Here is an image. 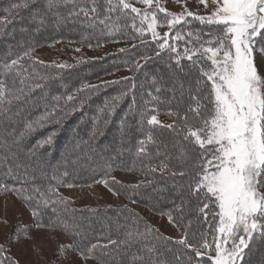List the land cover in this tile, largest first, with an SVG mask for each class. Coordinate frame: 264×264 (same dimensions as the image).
Returning a JSON list of instances; mask_svg holds the SVG:
<instances>
[{"label":"trees","instance_id":"trees-1","mask_svg":"<svg viewBox=\"0 0 264 264\" xmlns=\"http://www.w3.org/2000/svg\"><path fill=\"white\" fill-rule=\"evenodd\" d=\"M27 0H0V20L8 19L10 23L4 25L6 34L0 37V80H6L9 87L12 86V76H5L2 65L17 56H21L28 47L36 49L39 46L51 43L75 44L83 47L97 48L113 41H126L131 43L129 47L123 48L124 51H115L103 54L94 59H84L74 67L65 69H56L55 67H46L51 65L25 57L21 63L27 70L26 75L32 74L35 68L41 74H54L59 72L60 75L50 81H41L35 77L29 80V83L44 84L45 87L35 89L27 103H17L10 106V112L7 116L0 115V143L5 140L11 141L19 136L25 130V124L28 121L35 120L46 111H51L55 101L54 96L67 97L75 92L76 89L84 85H101L98 91L91 95L88 103L79 111L70 116L65 122L51 146L39 149L37 156L31 161L28 160L27 153L32 149L37 141L46 137L49 132L58 127L55 124L45 125L36 131L26 134L21 142L20 149L12 148L19 156V162L31 164L27 174L35 177L34 180L24 182L14 180L11 176L4 175L7 172L8 165L14 166L17 161L9 157L8 165L0 166V182L9 186L23 187L27 189L24 193L31 196L29 202L22 198L16 197L24 203L32 213L35 208L39 213V218L34 217V222L42 223L47 228L60 231L69 240L70 244H79L81 248H87L91 244H105L109 239H124V233L127 227L139 228L144 231L146 226H150L136 212L125 206H98V207H76L67 199V204H49L44 206L43 200L48 199L55 201L58 198H64L58 192V189L66 186H83L96 181L110 179L111 174L116 171L134 172L140 176V182L136 185L139 187L121 186L120 184L111 185L116 191L124 196L129 197L135 202L143 203L150 207L152 211L165 214L171 213L173 222L180 228L185 236V225H188V241L194 243L200 240V234L205 233L207 239L211 241L217 227L218 217L213 213L218 211L214 206H210L207 218L204 214L198 212V207L203 205L198 202L199 198L190 195L188 183L190 176L171 177L169 173L161 175L159 165L161 162L169 164L171 170L179 171L182 165L176 159L178 150L173 147V133L167 128L153 126L147 123L151 115L160 116L162 124H171L174 121L177 125L182 122L176 116H170L168 113L185 114L189 105L194 102L191 100L188 88L191 84L193 92L195 91V80L199 77V69L191 67V62L186 58L181 60L184 72H181L175 63L177 54L169 49L161 50L159 43L164 39L158 38L153 40L148 32L141 35L133 28L132 17L135 16L128 10V16H122L119 12L108 13L105 11L106 0H96L98 13H89L87 17L82 12L77 16L67 19L66 22L56 23V18L50 13L43 25H38L30 20L34 10L37 8L43 10L45 0H36L35 4H29L27 8H20L17 16L13 18L5 9L12 4H24ZM117 0H113L116 3ZM133 6L140 7L137 0H129ZM93 6L92 0H66L62 2L61 7L55 9L61 16L67 17L69 12H78L80 8L90 9ZM143 9V8H141ZM159 17L165 16L158 13ZM119 16V19L117 17ZM104 23H101V21ZM187 24L181 22L174 32H179L185 41L189 40L187 32L217 33L220 28L213 25H202L199 21L188 19ZM136 27L139 28L140 18L136 17ZM191 24V26H190ZM145 27V25H144ZM22 29H24L22 31ZM203 40L211 39L208 35H203ZM9 40H12L9 42ZM258 42H264L258 38ZM9 43V44H8ZM181 44V43H180ZM183 42L181 45L192 48L193 45H187ZM7 45V47H4ZM195 45V47H197ZM208 46V45H205ZM179 49V48H178ZM34 50L31 55L33 56ZM180 52L182 50L179 49ZM11 52V55H7ZM160 53V55H157ZM181 56L183 54L179 53ZM149 59L145 60L144 58ZM201 64L205 67L210 63L206 57L200 58ZM141 67L138 69L136 65ZM124 71L122 77L109 81H119L104 86L105 81H100L103 77L115 72ZM173 73L175 79H173ZM127 78V79H124ZM184 87L181 89L180 84ZM19 78H17L16 87H19ZM159 89V91H157ZM122 98L117 102L115 114L111 117L108 125H103V119H107L106 113H101L105 100H111L113 97ZM87 93H85L86 95ZM156 97V99H153ZM135 105L128 116V125L126 134L121 137L118 125L120 119L126 112H129V106ZM148 102L147 104L145 102ZM206 103V102H205ZM48 108H45V105ZM101 118L100 127L103 135L97 134L92 136L93 120L92 117ZM84 118L81 123V118ZM142 121V123H141ZM79 125L76 139H70L72 136L71 129ZM149 133L152 134L156 143L147 142L144 147L146 154H137L141 140L147 141ZM79 144L72 149V145ZM168 148H164V144ZM66 146L67 149H66ZM159 149V154H157ZM199 153L197 148L191 153L192 159L188 162L190 174H194L191 164L195 163V158ZM109 154V156H105ZM58 160L59 163H54ZM110 166V171H109ZM150 167H155L157 171H149ZM23 176L24 169L19 170ZM63 173H67L66 176ZM53 176L59 178L53 179ZM111 181V180H109ZM149 181L153 183L149 184ZM111 182H109L110 184ZM174 184L177 187H174ZM183 185L180 189L178 186ZM39 188L40 191H34ZM49 188L53 189L49 192ZM183 201H187L183 204ZM178 206H181L178 208ZM53 208L56 211H53ZM95 209V211H91ZM182 217V219H181ZM60 220H64L70 226L66 231L60 225ZM85 226V227H84ZM154 231L149 237V244L156 243L158 250L162 253L159 259H164L167 264H186V256L193 255L184 245L176 243L177 240H157L156 236L167 237L150 226ZM82 235H75V233ZM195 234V236H194ZM214 247V246H213ZM77 253H79L75 248ZM141 244H136L122 257L127 264L128 258L133 253L143 254L147 259V253H140ZM171 249V251H169ZM242 264H264V241H255L250 249L246 250ZM214 254V252H213ZM179 257V259H177ZM0 260L3 264H13L11 258L3 251H0ZM139 264V262H138ZM204 264H208L207 260Z\"/></svg>","mask_w":264,"mask_h":264},{"label":"snow or ice","instance_id":"snow-or-ice-1","mask_svg":"<svg viewBox=\"0 0 264 264\" xmlns=\"http://www.w3.org/2000/svg\"><path fill=\"white\" fill-rule=\"evenodd\" d=\"M62 2H66V0H45L43 10L39 8L34 10L30 20L38 25H43L51 13L56 18V23L59 24L79 15L80 12L85 17L90 12L98 13L96 0H92L93 6L90 9L80 8L78 12H69L67 17H64L55 11L61 7ZM137 2L144 5V8L133 6L129 0H117L116 3H113V0H106L105 11L108 13L119 12L122 16H128V10H130L135 14L132 17V26L136 28L137 32L141 35L151 32L153 40L164 39L163 43L158 44L161 50L167 48L171 52H176V48L168 42L169 32L163 33V37H161L160 33L156 31L159 22L158 13L165 14L166 18L170 17V19H166L169 29L181 22L187 24L189 22L187 17L199 21L202 25H213L221 29L217 33L188 32V43L193 47H185L183 56L177 53L175 57V63L181 72H184L181 64L183 58L191 62V67L199 69V77L195 80V91L193 92L191 84L188 88L194 103L189 105L182 116L171 111L168 113L170 116H176L182 123L177 125L174 121L171 124H162L157 115L148 117L147 123L172 131L173 147L178 150L176 159L183 166L181 170L176 171L171 170L169 164L161 162L159 165L161 175L169 173L173 178L189 175L190 180L187 185L189 194L199 198L198 202L203 206L198 207L197 210L204 214L205 218L208 215L206 210L210 206L218 209L213 213L214 217H218V225L215 228L216 234L212 236L211 241L207 239L205 233H201L200 240L189 243L187 230L191 221L185 225V236L176 243L184 245L186 249L194 253V256H186V264H204L205 260L208 264H242L247 255L246 250L252 247L253 242L264 241V191L261 190L264 189V74L260 71L264 59L260 64L257 62V55L264 58V42H258V38L264 41V0H197L198 4L204 5L205 8L211 6L210 13L206 15L194 13L188 9L186 4L182 5L181 12L176 13L161 6V0H137ZM176 2L181 3V0H176ZM35 3L36 0H27L24 4H12L4 11L15 18L20 8H27L29 4ZM136 17L140 18L141 26L139 28L135 24ZM8 23H10L8 19L0 20V37L6 34L4 25ZM101 23L104 21L102 20ZM145 24L147 28L144 27ZM203 35H208L211 39L205 41L202 39ZM173 39L179 41L184 37L177 33ZM197 44L199 47H195ZM33 50L28 47L21 56L2 65L5 76H12V86L9 87L6 80H0V115L7 116L11 105L27 103L35 89L45 87L44 84L29 83L33 77L47 82L60 75L59 72L41 74L35 68L32 69V74L26 75L27 70L21 61L25 57L34 60L35 57L31 55ZM120 51H124V49ZM7 55H11V52ZM201 57H206L211 62L210 65L205 67L201 64ZM144 59L149 58L145 57ZM39 63L44 65V61H39ZM46 67L62 70L74 66L53 62ZM136 67L139 69L141 65L137 64ZM17 78H19V87H16ZM173 79H175L174 73ZM112 83H119V81H105L104 86ZM100 87L101 85H84L67 97H52L55 104L51 111H46L35 120L28 121L25 124V130L13 140H5L0 143V166L8 165L9 157L17 161L14 166L8 165L4 175L24 182L34 180L35 177H30L27 174L31 164L19 162L18 154L16 151H12V148L15 147L19 150L26 134L43 128L45 125L55 124L58 127L37 141L27 153L29 161L33 157L39 160L38 150L54 144L64 122L81 110L88 103L91 95ZM180 87L183 89V83L180 84ZM85 93L87 94L85 95ZM123 95H127V93H122L111 100H105L100 112L106 113L108 118L103 119V125L106 126L111 122L117 102ZM134 105L135 98H133V104L129 106V112H126L119 121L118 130L121 137L126 134L129 127L128 116ZM45 108H48L47 104ZM83 120L82 117L81 123ZM92 120L93 138L97 134L103 135L100 127L101 118L94 116ZM78 128L79 125L71 129L70 139H76ZM147 142L156 143L151 133H149L147 141L139 142L141 147L137 150L138 155L146 154L144 145ZM78 146V143L72 145V147ZM163 146L168 148L167 143ZM197 148L199 153L195 158V163L191 164L194 174H190L188 162L192 159L191 153ZM157 154H159V149ZM21 168L24 169L23 176L19 172ZM149 171L155 172L157 169L150 167ZM63 175L66 176L67 173H63ZM53 179L59 181L56 176H53ZM97 182L103 183L105 187H108L109 182L119 183L114 177L111 178V181L106 177ZM148 183L151 184L153 181ZM68 186L71 187V185ZM131 187L135 188L139 185ZM174 187L177 185L174 184ZM178 187L182 189L184 186L179 185ZM0 191H12L26 203L32 199L31 196L24 195L27 189L23 187L9 186L0 182ZM34 191L40 190L36 188ZM52 191L53 189L49 188V192ZM182 203L186 204L187 201ZM43 204L44 206L49 204L66 205L67 198H58L55 201L45 199ZM180 207L178 206V208ZM53 211L55 212L56 209L53 208ZM91 211H95V209H91ZM32 215L39 218L40 213L33 208ZM168 218L169 221L174 219L171 213H168ZM60 225L66 231L70 227L64 220H60ZM43 226L38 219L36 227ZM153 231L150 226H146L143 232L138 227L128 226L124 233V239H109L105 244L94 243L86 249L75 243L60 244L57 254L66 258V250L75 248L85 261L95 259L98 264H125L122 257L127 256L128 251L139 243L141 244L140 253H147V259L143 254L133 253L128 258L127 264H138V262L139 264H167L166 260L158 258L162 253L159 252L156 243L149 244L148 242ZM75 235L82 234L77 232ZM156 239L168 240L170 238L157 235ZM0 251H3L2 245H0ZM0 264H3L2 260H0Z\"/></svg>","mask_w":264,"mask_h":264},{"label":"rangeland","instance_id":"rangeland-1","mask_svg":"<svg viewBox=\"0 0 264 264\" xmlns=\"http://www.w3.org/2000/svg\"><path fill=\"white\" fill-rule=\"evenodd\" d=\"M184 4H186L188 9L199 15H206L211 11V6L205 8L204 5L198 4L197 0H181V3H177L176 0H161V6L176 13L183 10L182 5ZM140 7L144 8V5L140 4ZM159 18L156 31L160 33L161 37H163V33L169 32V36L167 37L168 42L176 48V52L173 53L183 54L185 46L181 44L188 41H185V39L174 40L173 37L177 33H180V31L174 32L177 26L169 29L166 19H170V17L166 18L163 16ZM186 19L192 18L187 17ZM145 28H147L146 24ZM185 32L188 33L189 31ZM148 33L152 38L151 32ZM11 41L9 40V42ZM130 45L131 43L126 41H113L101 47L91 48L59 42L37 47L34 50L33 57L37 61H44V63L48 64L55 62L57 64L66 63L73 65L84 59H94L103 54L129 47ZM187 45L191 44L188 43ZM4 47H7V45H4ZM262 59L264 58L257 55L258 64H260ZM208 62L211 63L210 61ZM260 71L264 74V64H261ZM124 74V71L115 72L103 77L100 81L113 80L122 77ZM157 118L163 123L160 116H157ZM72 149L74 150V147ZM107 155L109 156V154L105 156ZM54 163L59 162L56 160ZM112 177L119 182L117 184L125 187L136 185L140 182V176L134 172L116 171L111 174L109 180ZM115 184L110 183L108 187H105L103 183L96 181L83 186L72 185L69 187L66 185L59 188L58 192L62 197L70 200L76 207L125 206L136 212L150 226L155 227L156 230L170 239L178 241L183 238L180 228L173 221H169L167 215L154 212L143 203L135 202L129 197L124 196L111 186ZM110 188L112 189L111 191L109 190ZM261 190L264 191V189ZM60 244H70L63 233L52 228L36 227L34 217L29 208L12 192L0 191V245L3 246L4 252L11 258L12 262H15V264H98L95 259L85 261L74 249L66 250V258L59 256L57 249Z\"/></svg>","mask_w":264,"mask_h":264}]
</instances>
